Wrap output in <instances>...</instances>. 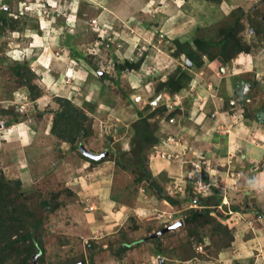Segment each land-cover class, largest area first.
Instances as JSON below:
<instances>
[{
  "label": "rangeland",
  "instance_id": "rangeland-1",
  "mask_svg": "<svg viewBox=\"0 0 264 264\" xmlns=\"http://www.w3.org/2000/svg\"><path fill=\"white\" fill-rule=\"evenodd\" d=\"M4 13L8 23H0V177L20 181L35 210L41 211L44 203H50V209L60 205L55 212L46 209L51 212L47 251L45 262L39 264H173L154 252V240L145 239L150 234L174 248L168 252L174 264H217L219 254L231 250L235 240L264 237L259 230L264 225V186L259 185L264 160L253 164L242 158L243 138L239 146L230 141V153L218 161L211 179L206 174L210 165L202 154L190 151L184 135L167 137V130L158 131L160 141L144 154L142 174H157L164 189L149 191L146 180L132 200L124 191L136 177L134 167L128 171L119 165L134 161L128 154L140 114L148 117L163 105L165 98H159L162 104L157 100L161 93L174 96L157 92L158 85L181 72L197 84L190 85L195 88L191 97L202 98V103L215 99L214 111L219 112L221 104L229 109L232 100L230 113L264 121V0H0V15ZM223 27L233 28L249 51L222 64L221 71L214 64L221 59L200 53L196 41L211 42L208 50L221 52L217 47L224 38ZM176 41L198 51L205 64L197 67L184 56L175 57ZM141 59L139 69L121 67L126 60ZM19 68L31 70L32 84L42 93L38 100L16 74ZM202 83L204 87L199 86ZM230 86L237 96L230 95ZM59 97L89 118L85 124L89 135L81 136L73 147L51 132ZM173 101H167L170 113ZM192 106L204 107L195 101ZM156 120L149 118L150 123ZM229 126L223 128L231 130ZM85 162L91 167L84 168ZM168 167L172 181L165 172ZM106 187L126 215L99 239L103 234L94 232L80 210L84 202L86 212L98 210L91 201L93 192ZM203 204L211 212L200 229L201 241L189 239L185 218ZM129 235L135 243L121 263L118 249L107 243L120 246ZM259 243L256 240L251 249ZM237 251L234 246L231 259L239 255Z\"/></svg>",
  "mask_w": 264,
  "mask_h": 264
},
{
  "label": "trees",
  "instance_id": "trees-1",
  "mask_svg": "<svg viewBox=\"0 0 264 264\" xmlns=\"http://www.w3.org/2000/svg\"><path fill=\"white\" fill-rule=\"evenodd\" d=\"M0 23L2 25L8 23L7 13L0 15ZM220 32L222 36L224 35V38L222 42L218 43L219 46L217 47V50L221 47V52H216L210 49L208 50V47L210 46L212 49L211 42L197 40L196 45L199 52L206 54L210 60L220 58L222 64H224L229 63L235 55L244 51H249L248 47H244L243 44L238 41L236 32L233 28L223 27ZM233 43L234 45L232 47ZM176 44L177 50L173 53L175 57L179 58L184 56L191 64H193V66L195 65L197 67H202L205 64L201 54L191 46H188L187 43L181 44L179 41H176ZM142 61L143 60L141 59L138 63H134L130 60H126L124 62L125 64L121 67L123 70H136L140 68ZM16 74L28 87L32 98L38 100L42 93L32 84L31 70L23 72V69L19 68L16 71ZM191 82L192 79L190 76L188 77L184 72H181L180 75L170 76L166 82L159 84L157 92L165 90L171 95H175L180 93L183 89L188 88L191 85ZM57 103H59L60 110L55 113L51 132L57 138L69 143L73 147L81 136L89 135V131H87V128L85 127L89 118L84 110L74 105L67 98L59 97ZM151 108L152 106L150 105L148 110ZM177 113L178 111H171L170 113L167 105H161L152 110L148 117H143V112L140 114L141 118L135 126V136L132 140L133 147L128 154L131 158L134 157V161L131 160L129 163V161L126 160V162L119 163V165H124V169L128 171L131 170L129 168L134 167L133 170L135 173H131L135 174L136 177L134 176L135 179L131 181V184L125 187L124 191V194L126 193L125 195H129L128 199L132 200L131 198H134L135 196L137 197L139 191L138 186L144 181L146 182V180L149 182L147 190H155L156 192L163 191L164 186L161 185V181L153 176L152 173L142 174V170L147 161V157L145 156L147 150H151L154 146L158 145L160 141V138L157 135L158 131H161L160 118L162 119L165 117L170 120L174 118ZM158 116H160V118L159 120H156ZM244 116L246 118H251L250 115ZM149 118L156 121L150 123ZM6 179L7 178L5 177H0V264H7L10 260H14L15 264L44 263V256L47 251V223L49 222L51 212L59 210L60 205L54 206L53 209H50V203H44L43 206H40L41 211H38L37 209L35 210L28 202V198L25 197L24 192L22 191L21 182H12ZM168 198L170 203H177L176 200H173L170 197ZM202 207L201 210H196L185 218V231H187L189 239L198 238L200 240V229L210 218L211 211L206 207V204H203ZM46 209H49L51 212H47ZM217 225L222 227L218 222ZM145 239L148 238L146 237ZM152 240H154L153 242L156 244V246L154 245V252L163 255L170 260L169 258H172V254L168 257L170 255L168 252H173L174 248L164 246L159 243L160 241H157V239ZM133 242L135 241L130 240L129 237L125 239L123 244L121 243L120 246L117 247L118 251L116 252V258L120 261H124V257L127 255V251L130 249V246L133 245ZM111 247H113V244H111ZM85 263L86 262H84V264Z\"/></svg>",
  "mask_w": 264,
  "mask_h": 264
},
{
  "label": "crops",
  "instance_id": "crops-1",
  "mask_svg": "<svg viewBox=\"0 0 264 264\" xmlns=\"http://www.w3.org/2000/svg\"><path fill=\"white\" fill-rule=\"evenodd\" d=\"M214 64H215V67H218L217 70H219L220 67H223V65L220 61H217ZM164 76H165V74H164ZM214 77H217V75L216 76L214 75ZM192 85H194V86L197 85L196 83H194V80H193L191 86ZM199 86L204 87L203 83ZM194 89L195 88L190 89V87H188V88L184 89L183 91H181L180 93L175 94L174 96H167V95H165V93H161L159 95V97L157 99V100H159L158 101L159 103L161 102L159 98H165L163 105H167L169 103L167 101L170 99L172 101L174 100L173 103H174L175 108L173 111L174 112L178 111L177 115L174 118H172L173 121H172V119L168 120L164 117L165 122H161V128H162L161 130L165 129L169 133V134H167L168 135L167 137H169V135H174V136H177L179 134L184 135V137L188 141V146H189L188 148H190V151H192L193 154H195V155L196 154H202V156L204 157V161L205 160L207 161L206 164L208 163L210 165L206 170V174H207V177H211V179H212V175H214L217 171L216 165L218 166V161L220 159H222V157H224V154L226 152L230 153V149L232 147V145H230V141H232V140L233 141L231 143H233L235 141L236 145L239 146V145H241L240 144L241 138L245 139L243 141L244 145L240 146L241 147L240 151L242 149V151L244 152V154H242V158L244 160H249V158H250L251 160H249V161H250V163L252 161L253 164H254V162H258V160H264V145H262V144H264V121H260L256 117L253 119H249V118L244 117V114L242 115L240 113H239L240 115H238V117L235 115V113L234 114L230 113L231 110H233L230 107V105H233V104L235 105V102L232 100L228 106L229 109L225 108V106L223 107L221 104V101H219L222 109L219 112H218V110L214 111L213 109L216 108L215 107L216 106L215 99L212 98L213 100H211V102H203L202 103V101H203L202 98L194 99L191 97L194 94V92H193ZM213 90L215 91L214 94H216L218 91V87L214 88ZM229 93H230V95H232L234 93L236 96L238 95V92L236 91V89L233 86H230V92ZM220 100L223 101V99H220ZM192 101L198 102V105H202V107L203 106L204 107L202 109L198 108V110H196L192 106ZM161 104H162V102H161ZM151 106H153V105H151ZM253 109H255V106L253 107ZM138 112H140V111H138ZM215 114H216L217 118H213V117H215L214 116ZM235 119H237V120L235 121ZM235 122H237L236 125H234ZM214 125H215V127H213ZM225 125L226 126L230 125L229 127L232 129L226 130L225 128H223ZM218 127H219V129H218ZM245 128H247L248 130L245 131L244 130ZM249 131L250 132L252 131L251 136H250ZM246 136H248L250 138V140H247L249 138L246 139ZM258 138H259V140H257V141L260 142L259 144L254 142V140L258 139ZM243 147L246 150H243ZM162 150H164V147ZM189 154H190V152H189ZM256 164H258V163H256ZM263 166L264 165H262V167ZM83 167L89 168V167H91V165L89 162H85ZM166 170L167 171H165V172L168 174V178H170V180L172 181L173 179H172L171 175H169V171H170L169 167L166 168ZM160 173H158V174H160ZM153 175L156 177L157 174H154V172H153ZM256 175H259V174L256 173ZM25 176L29 177V175H25ZM204 176L206 177V175H204ZM259 177H261L259 185L264 186V173H262ZM82 185L83 184H81L79 186H82ZM94 187H97V186L95 185ZM107 188L108 187L103 189V191H101L100 193H97L95 191L93 192L95 196H92L91 201L99 205L98 207H100V208L98 210H93L92 212H86L85 202L82 203L84 206H83L82 210H80L81 213L87 218V220H89L90 226L95 229L94 232L97 230H100L99 231L100 234H103L102 237L99 239H104V237H105L104 234L109 235L108 234L109 231H114L115 226L118 227L117 225L119 223V220L123 219L122 217L124 215H126L125 211L119 210L117 208V206H116L117 203H115L114 199L111 196L112 191L111 190L109 191ZM94 190H96V189L94 188ZM89 192L90 191H88V193ZM77 195H81L82 197H84V195H82L81 193L77 194ZM77 198H78V196H77ZM103 205H104V211L105 212H102ZM108 208H109V210H107ZM109 211L113 215L106 213ZM112 216L115 217V221H114V219L112 221L109 220L110 217H112ZM97 220H100V222H98ZM259 230L264 231V225L260 226ZM94 232L92 234H94ZM154 235L155 234H150V236H148L147 237L148 239H146V240H152L154 238ZM128 237L130 238V235ZM124 240L122 241V244H123ZM256 240L260 243L257 244L255 248L251 249V246L253 245V243ZM256 240L255 239L254 240H248V241L244 240V242L242 241V239L235 240L233 242L234 245L232 246L231 250L229 248L226 251H223L219 254L220 258L217 259V264H234V263L238 264L235 262L236 259H237V261H239V264H264V237H258V239H256ZM134 243H133V246H134ZM107 244L109 246H111L109 241ZM234 246L238 249L237 252L239 255L234 256L235 254L234 255L232 254L233 259H231L229 254H230V251H232V249L234 248ZM117 247H119V245L118 246L113 245V248H117ZM134 249H135V247H132V250H134ZM150 251H152V250H150ZM237 257H239V259ZM157 258L158 257H156L154 259H157ZM162 259L164 261L168 260L166 257H164ZM169 259H170L169 261H171L173 264L175 263L174 262L175 259L174 260H173V258H169ZM159 260H160V258H159ZM120 262L122 263V261H120ZM160 264H162V263H160Z\"/></svg>",
  "mask_w": 264,
  "mask_h": 264
},
{
  "label": "built area",
  "instance_id": "built-area-1",
  "mask_svg": "<svg viewBox=\"0 0 264 264\" xmlns=\"http://www.w3.org/2000/svg\"><path fill=\"white\" fill-rule=\"evenodd\" d=\"M204 182L203 181H201V183L200 184H202V189H204V188H206V185L205 184H203ZM204 195V194H203Z\"/></svg>",
  "mask_w": 264,
  "mask_h": 264
},
{
  "label": "clouds",
  "instance_id": "clouds-1",
  "mask_svg": "<svg viewBox=\"0 0 264 264\" xmlns=\"http://www.w3.org/2000/svg\"><path fill=\"white\" fill-rule=\"evenodd\" d=\"M190 87V86H189ZM172 121H173V119H172ZM202 195V194H201ZM202 196H204V195H202ZM205 197V196H204Z\"/></svg>",
  "mask_w": 264,
  "mask_h": 264
}]
</instances>
